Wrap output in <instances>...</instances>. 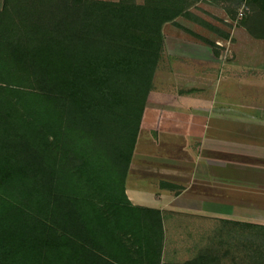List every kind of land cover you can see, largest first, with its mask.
Listing matches in <instances>:
<instances>
[{
    "label": "trees",
    "instance_id": "16d2710c",
    "mask_svg": "<svg viewBox=\"0 0 264 264\" xmlns=\"http://www.w3.org/2000/svg\"><path fill=\"white\" fill-rule=\"evenodd\" d=\"M191 3L2 0L0 264H160L162 213L132 204L125 179L163 25ZM250 4L264 38V0ZM233 245L214 233L184 264H264V227Z\"/></svg>",
    "mask_w": 264,
    "mask_h": 264
},
{
    "label": "crops",
    "instance_id": "0c3cea01",
    "mask_svg": "<svg viewBox=\"0 0 264 264\" xmlns=\"http://www.w3.org/2000/svg\"><path fill=\"white\" fill-rule=\"evenodd\" d=\"M172 34L163 49L168 89L157 90L155 73L136 141L163 151L160 159L154 148H146L147 155L133 152L125 179L132 204L162 213L160 264L186 262L205 251L210 224L215 242L224 238L231 252L235 242L254 240L255 227H264V62H251L253 74L248 87L243 84L250 101L232 109L229 119L215 106L218 95L230 94L229 77L220 84L228 73L223 60L208 44ZM228 68L234 82V67ZM170 131L179 137L163 134Z\"/></svg>",
    "mask_w": 264,
    "mask_h": 264
},
{
    "label": "rangeland",
    "instance_id": "374dc122",
    "mask_svg": "<svg viewBox=\"0 0 264 264\" xmlns=\"http://www.w3.org/2000/svg\"><path fill=\"white\" fill-rule=\"evenodd\" d=\"M133 1L136 3H143L145 0ZM1 4L2 0H0V6ZM188 11L190 16H178L173 22H167L163 25V34L168 38L164 39L163 49L167 40H169V37H172V33L174 32L190 36L204 43H206L205 39L214 42V46L208 43L206 44L212 48L215 55L217 54L218 59L220 58L224 62V69L227 70L228 73H225L220 84L223 86V84L228 81L227 77H229V81L227 82V84H229L227 86L230 93L229 95H223L221 97L218 95V97H216L215 106H218L219 108L222 107V113L226 114L230 119L232 109L237 108V105L242 108L244 107V104H246L245 102L250 101V97L247 96L246 93L248 90L243 88V84H246L247 88L249 78L253 74L254 68L251 67V62L255 60L264 62V38L253 37L245 25L246 23L249 27L255 24V20L259 17V13L257 12L259 10L250 4V0H192ZM195 18H199L204 22L213 24L222 32L227 33L228 36L224 37L223 34L205 27L203 24L196 22L194 20ZM215 51L217 52L215 53ZM161 61L160 63L163 67L161 66V69L157 68L158 70L155 72L157 78L155 81H158L161 84L157 85V90L163 91L168 89V86H166V83L164 82V78L168 76L167 70H164L165 67L168 66L167 55L164 54L163 56L162 53ZM228 65L234 67L235 73L237 74L235 75L234 73L233 75L235 77L234 82L230 81L233 77L230 78L232 74L229 73L231 68H228ZM262 82H264V80ZM233 83L236 85L234 93ZM237 84H241V88L239 90L237 89ZM255 98V96L251 97L253 101ZM161 133L162 132H159V134ZM163 134H170L175 137H179L180 135L179 132L175 133L172 131L167 133L163 132ZM138 145L139 143L137 142L136 149L134 150V156H138L139 154H150L145 151L146 148L150 150H153L154 148L156 149L155 152H157V156L155 155L153 157L155 159H160L159 151H163V147L161 145L153 146V148L147 144L142 147H139ZM177 145L175 146V150L179 148ZM132 168H136L135 163ZM133 171H135V169H133ZM208 220L210 223L211 218L208 217ZM215 231L216 227L210 224L208 227L209 241ZM184 263L185 262L176 264ZM214 264L219 263L216 262Z\"/></svg>",
    "mask_w": 264,
    "mask_h": 264
}]
</instances>
